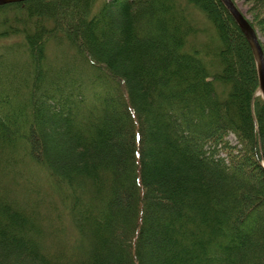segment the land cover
Listing matches in <instances>:
<instances>
[{
  "label": "trees",
  "instance_id": "16d2710c",
  "mask_svg": "<svg viewBox=\"0 0 264 264\" xmlns=\"http://www.w3.org/2000/svg\"><path fill=\"white\" fill-rule=\"evenodd\" d=\"M0 264H264V99L222 0L0 4Z\"/></svg>",
  "mask_w": 264,
  "mask_h": 264
},
{
  "label": "water",
  "instance_id": "95a60500",
  "mask_svg": "<svg viewBox=\"0 0 264 264\" xmlns=\"http://www.w3.org/2000/svg\"><path fill=\"white\" fill-rule=\"evenodd\" d=\"M21 0H0V4H5L9 2H15ZM223 3L227 6L232 16L235 18L236 22L245 33L256 57L257 66H258V75H259V84L261 93L264 98V55L258 35L255 29L252 27L250 21L246 15L240 10V8L235 4L233 0H222Z\"/></svg>",
  "mask_w": 264,
  "mask_h": 264
},
{
  "label": "rangeland",
  "instance_id": "374dc122",
  "mask_svg": "<svg viewBox=\"0 0 264 264\" xmlns=\"http://www.w3.org/2000/svg\"><path fill=\"white\" fill-rule=\"evenodd\" d=\"M235 4L240 8V10L247 16V18H252V13L249 12L250 2L248 0H233ZM262 94V93H261ZM263 97V95H262ZM264 99V98H263ZM26 176L32 177L27 171H25ZM32 180V178H30ZM37 178L35 177V180Z\"/></svg>",
  "mask_w": 264,
  "mask_h": 264
}]
</instances>
